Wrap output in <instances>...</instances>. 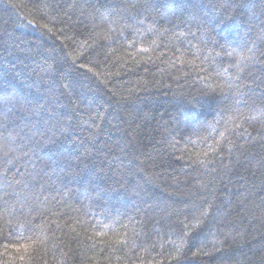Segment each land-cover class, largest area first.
Returning a JSON list of instances; mask_svg holds the SVG:
<instances>
[{
	"label": "trees",
	"instance_id": "trees-1",
	"mask_svg": "<svg viewBox=\"0 0 264 264\" xmlns=\"http://www.w3.org/2000/svg\"><path fill=\"white\" fill-rule=\"evenodd\" d=\"M0 264H264V0H0Z\"/></svg>",
	"mask_w": 264,
	"mask_h": 264
},
{
	"label": "snow or ice",
	"instance_id": "snow-or-ice-1",
	"mask_svg": "<svg viewBox=\"0 0 264 264\" xmlns=\"http://www.w3.org/2000/svg\"><path fill=\"white\" fill-rule=\"evenodd\" d=\"M241 71H242V69H241Z\"/></svg>",
	"mask_w": 264,
	"mask_h": 264
}]
</instances>
